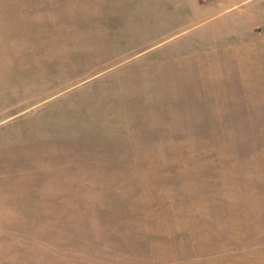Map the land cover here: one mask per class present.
Listing matches in <instances>:
<instances>
[{"label": "rangeland", "instance_id": "obj_1", "mask_svg": "<svg viewBox=\"0 0 264 264\" xmlns=\"http://www.w3.org/2000/svg\"><path fill=\"white\" fill-rule=\"evenodd\" d=\"M0 264H264V0H0Z\"/></svg>", "mask_w": 264, "mask_h": 264}]
</instances>
